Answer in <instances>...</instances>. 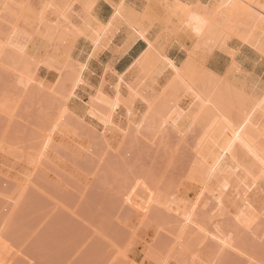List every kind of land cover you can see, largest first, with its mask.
<instances>
[{
  "label": "rangeland",
  "instance_id": "374dc122",
  "mask_svg": "<svg viewBox=\"0 0 264 264\" xmlns=\"http://www.w3.org/2000/svg\"><path fill=\"white\" fill-rule=\"evenodd\" d=\"M3 1L0 41L8 44L0 55V264H264V192L244 194L231 186L235 177L215 191L205 189L194 204L198 189L188 178L212 157L223 133L202 136L197 127L181 137L168 126L159 132L158 121H141L139 101L130 118L115 114L120 129L103 128L108 104L94 94L102 88L108 97L115 73L140 80L131 65L143 43L115 59L109 48L93 54L82 39L57 46L37 22L46 0ZM95 13L105 19L112 10L97 1ZM49 19L51 25L59 21ZM185 50L177 44L173 55L185 58ZM68 52L72 59L59 75L55 70ZM51 55L57 68L41 65L27 84L22 61L33 67V59ZM225 57L226 63L211 58L209 69L224 72L233 61ZM84 63L87 86L67 100L71 77ZM242 67L249 84L264 86V67ZM57 77L65 81L53 86ZM64 105L69 111L38 160Z\"/></svg>",
  "mask_w": 264,
  "mask_h": 264
},
{
  "label": "bare ground",
  "instance_id": "6f19581e",
  "mask_svg": "<svg viewBox=\"0 0 264 264\" xmlns=\"http://www.w3.org/2000/svg\"><path fill=\"white\" fill-rule=\"evenodd\" d=\"M97 1L111 7L112 14L107 21L106 17L103 19L95 13ZM41 5L36 20L39 26L45 24L43 35L52 42L57 40V46L64 45L69 38L82 39L90 45L93 54L109 48L111 58L115 59L143 43L131 65L132 74L139 75L140 80L131 83L125 79V73H115L116 83L111 94L105 98L102 88L94 94L96 100L104 98V104H108L103 120L105 131L120 129L114 121L115 114L125 111L130 118L139 101L144 109L141 121L144 123L150 118L152 122L158 121V131L168 126L181 137L197 127L202 136L223 133V140L214 142L216 149L212 157L200 162L201 171L188 178L198 189L194 204L205 189L215 191L214 187L230 183L235 177L231 186L240 187L244 194L264 192V86L259 90L254 88L242 70L244 65L264 67V0H65L62 3L46 0ZM51 15L56 17L55 21L59 20L53 25L47 23ZM7 44V40L0 41V55ZM177 44L186 49L185 58L173 55ZM224 54L233 59L224 72L210 70L211 58L228 61ZM65 58L60 68L52 55L38 62L33 59L32 63H36L33 67L28 60H21L20 72L27 84L35 80L41 65L47 69L57 68L55 71L61 75L72 59L71 53ZM87 66V63L80 64L71 77L72 88L67 100L87 86L84 77ZM66 77L68 81L70 76ZM65 80L57 77L53 86ZM68 111V106L64 105L52 132L45 136L38 160L45 155L54 130L61 121L63 123ZM139 128L137 125L136 129ZM38 160L35 163L38 164ZM189 218L185 222L195 224Z\"/></svg>",
  "mask_w": 264,
  "mask_h": 264
},
{
  "label": "crops",
  "instance_id": "0c3cea01",
  "mask_svg": "<svg viewBox=\"0 0 264 264\" xmlns=\"http://www.w3.org/2000/svg\"><path fill=\"white\" fill-rule=\"evenodd\" d=\"M103 3L107 4L106 2H103ZM107 5H108V4H107ZM132 49H134V47H133ZM132 49H131V50H132ZM131 50H130V51H131ZM130 51H129V52H130Z\"/></svg>",
  "mask_w": 264,
  "mask_h": 264
}]
</instances>
